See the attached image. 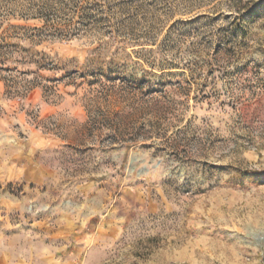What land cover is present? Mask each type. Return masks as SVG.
<instances>
[{
	"label": "rangeland",
	"instance_id": "rangeland-1",
	"mask_svg": "<svg viewBox=\"0 0 264 264\" xmlns=\"http://www.w3.org/2000/svg\"><path fill=\"white\" fill-rule=\"evenodd\" d=\"M0 264H264V0H0Z\"/></svg>",
	"mask_w": 264,
	"mask_h": 264
}]
</instances>
